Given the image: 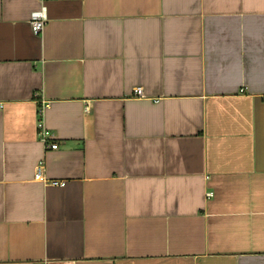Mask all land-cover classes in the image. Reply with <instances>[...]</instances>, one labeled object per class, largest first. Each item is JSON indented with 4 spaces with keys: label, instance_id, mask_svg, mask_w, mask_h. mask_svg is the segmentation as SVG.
I'll use <instances>...</instances> for the list:
<instances>
[{
    "label": "crops",
    "instance_id": "obj_1",
    "mask_svg": "<svg viewBox=\"0 0 264 264\" xmlns=\"http://www.w3.org/2000/svg\"><path fill=\"white\" fill-rule=\"evenodd\" d=\"M45 3L0 0V264H264V0Z\"/></svg>",
    "mask_w": 264,
    "mask_h": 264
},
{
    "label": "built area",
    "instance_id": "obj_2",
    "mask_svg": "<svg viewBox=\"0 0 264 264\" xmlns=\"http://www.w3.org/2000/svg\"><path fill=\"white\" fill-rule=\"evenodd\" d=\"M42 2L43 4L41 5V7L34 10L31 14L30 24L34 34H42L48 20V11H47L48 8L45 3V0H42ZM135 94L139 96H143L144 95L143 87L142 86L136 87ZM38 131L40 134V138L44 141L48 149L58 148L59 145L58 142L55 141L52 132L44 125L42 119H40L38 122ZM35 178L45 182L52 181L55 184H64V181L62 180H49L48 177H46L45 163L43 161H40L37 165ZM213 194L214 192H209V195H213Z\"/></svg>",
    "mask_w": 264,
    "mask_h": 264
}]
</instances>
